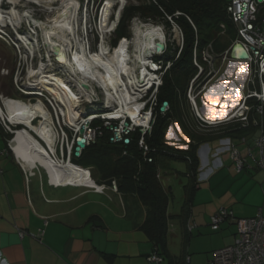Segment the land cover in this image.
Returning <instances> with one entry per match:
<instances>
[{
    "label": "crops",
    "instance_id": "1",
    "mask_svg": "<svg viewBox=\"0 0 264 264\" xmlns=\"http://www.w3.org/2000/svg\"><path fill=\"white\" fill-rule=\"evenodd\" d=\"M231 63L224 73L222 63L197 97L200 113L210 121L226 122L241 103V90L233 80L244 88L247 65ZM186 118L198 125L192 108ZM175 124L172 121L169 130H175ZM257 129L248 132V140ZM221 154L216 150L212 155L208 143L199 148L201 168L190 214L182 230L175 224L172 233L177 240L169 239L164 264H187L188 257L190 264H208L215 250L234 244L235 223L227 221L217 231L210 225L219 208L232 209L237 217L264 214L245 196L254 185L260 193L264 184L260 187L253 177L234 174L231 158ZM38 166L24 165L10 151L0 126V264H151L147 255L154 243L142 228V205L125 206L121 195L109 187L100 191L85 183L55 184L48 170ZM79 167L99 183L92 167Z\"/></svg>",
    "mask_w": 264,
    "mask_h": 264
},
{
    "label": "rangeland",
    "instance_id": "2",
    "mask_svg": "<svg viewBox=\"0 0 264 264\" xmlns=\"http://www.w3.org/2000/svg\"><path fill=\"white\" fill-rule=\"evenodd\" d=\"M42 1L44 0H20L18 5H14L11 2V0H0L1 11L6 13L11 11L12 8L15 7L17 10L20 11L21 15L24 17V21H22V23H20L19 26L7 24L5 25L4 28H2L0 22V30H1L0 32V105L3 107L4 110L7 109L5 111L7 116L3 115L4 118L7 117L8 120L13 123V125L9 126L8 122L6 121L8 126L11 128L10 130L5 125V123H3L2 119H0L1 122L3 123L1 127L5 132L6 140L10 141L7 143L11 152H15L11 149L13 148L12 141L14 139V141L17 140L20 141L21 143L32 144V146H35L41 149L42 151H44L45 153L51 155V157L54 160H56L58 163L59 162L64 163L63 162L64 160H66L67 162L69 158V161L71 163L79 166L76 160H74L76 138L78 136L79 129L71 125L69 118L66 117L64 114L62 104L58 102L54 90L49 85L39 84L33 86L29 84L30 83L28 79L29 71L31 69H35V71L44 69L47 73L55 74L56 77H59L60 80H64V79L67 80L73 92L76 93V95H78L80 99V104L76 109L77 111H80V113H82L80 120L78 121L80 125L84 123V119L88 115L92 117L94 116L93 113L95 112L107 113V107H106L107 97L103 88L99 87L98 84H96V82L90 81L95 92L92 95V98L88 99L85 96V94H82L80 92L79 87L76 86L74 81L67 79L68 78L67 75L69 74V72L68 71L66 72L65 68L60 66V63L58 62V60H56L55 53L54 52H51L50 54L48 53L49 51L47 50V48H45V41H43L42 29L47 28L46 25L52 24L54 22V19L57 18L56 16L59 15L60 11L63 8V0H57L54 3H50V4L44 3ZM120 1L121 0L113 1L115 4L117 3L118 5L117 7L111 8L109 15L110 20L108 21L107 25L104 27L102 25V17H103L104 7L106 4L105 0H74L77 10L76 12H72L71 16H72L73 24L75 26V32H76L75 37L81 44L84 42L82 45L86 48V51L91 52V54L95 56L96 59L95 63H98V67L101 70L103 69L102 70L103 72L107 70L110 71L108 72V74L110 73L111 76L115 75L114 67L108 61V58L106 56L102 57L100 55V49L102 44L107 46L110 54H112L113 51L115 52L116 49L123 46L124 49L126 50L128 66L134 64L133 59H135L136 55L139 54L140 52L138 47L135 45L137 27H145L151 24L161 30L162 35L158 36L157 39H155V41L161 40L166 47L162 51V53L157 55L156 42L152 43L153 45L152 48L150 49L149 58L152 60V55H153L154 56L153 59L155 60V62L158 61L161 57H163V55L166 53L168 48L170 49L169 53H173L174 49H176L178 46L182 47L184 42V32L182 28H180L172 19L168 18V20H170L171 22L169 23L166 19H163L161 17L144 19L139 15L134 17L129 22L128 29L130 31V37L124 38L127 42L124 44H120L122 40H124L121 39L116 43V45H114L113 44L114 43L113 39L115 36L114 30L117 28L121 20L123 14V7H125L130 3L137 4L139 2V0H122L120 3ZM118 6L120 8H118ZM38 21L47 24L43 25V27L41 26L39 27L37 25ZM113 21L114 23H112ZM17 32L21 33V36H24L26 38L31 36L30 38L33 39L32 41L30 39L32 46L25 45L20 41H18L16 38ZM74 50H76V46ZM227 51H228L227 55L230 56V48ZM110 54L107 56L110 57ZM205 55H207L206 52L204 53V56ZM206 57L208 58V56ZM210 58L212 62L213 56H209V59ZM49 62L52 63L51 66L47 65ZM231 62H235V61L234 60L232 61L230 59H227L225 61L218 59L215 60V66L213 68L214 70H212L211 72L212 73L211 76L208 75L209 70L207 71V73H205L206 70H203L202 72L203 75H201V77L198 78L197 81H195L194 86H191L190 84L188 90V96L190 92L198 93L199 90L203 88L205 84L208 82L209 80L208 78L210 77L212 78L216 76L221 69L220 65L222 63L224 66L222 73H224L226 68L229 66ZM242 63L247 65L246 66L247 70H250L252 68V65L250 63L248 62H242ZM206 64H203L202 66L205 67ZM233 64L234 63H231V65ZM169 66L170 65L166 64V66H164L163 69H161L162 71H159L160 74L161 73L162 74L160 75L159 80H157L158 84L163 83L164 76ZM150 72L153 73L152 70H150ZM153 75H155V73H153ZM233 81L240 88L241 94L242 95L244 93L246 94L247 85H245L244 88L242 89V87L239 85V82H237L235 79ZM156 86L157 85H155V87ZM155 87H153L150 90L149 98L147 100L148 104L147 107L145 106L148 112H150L151 109L153 110L152 117L155 116V111L153 108L156 107L159 109L160 113L162 114H167L170 112V105H167L165 111L160 110L161 106L160 103H158V100H156L157 90H155ZM145 91L144 93L141 94V96L147 98V96L145 97L146 95ZM190 95L192 96V98L194 97L193 94ZM197 97L195 98V101L199 105L200 100L199 99L197 100ZM180 102H182V106L185 109L192 107V102L190 99H189V104H191V106L188 105V102H186V100L184 99L180 100ZM172 103L173 104L175 103L174 98L171 104ZM29 104L37 105L36 110L38 117L33 122L25 121V119L22 116L23 110L22 111H19V109L16 110L17 106H22L23 108L24 106L26 107ZM113 104L114 106H117L116 101H113ZM11 110L12 112L10 113L9 111ZM108 110L110 109L108 108ZM116 110L117 109H113L112 110L113 113L107 115L111 117L116 116L117 114ZM143 110L144 108L142 109V111ZM103 120H105V124L107 125L108 124V122H106L107 119H103ZM124 120L129 124L132 123L131 119L127 116L126 118L125 116L120 117L119 120H114V121L118 122V124L120 123V125L122 123L123 125ZM19 123L26 124L30 126L31 129L25 127L24 125H17ZM136 123L138 124V122ZM179 124H180L179 122H176V124L173 125L175 130L172 129L167 130V140H169L168 141L169 146H173L175 147L176 150L182 151V149H186L187 145L189 144V136L185 132V130H182V127ZM199 126L200 125H195V127L199 131H204L199 129L198 128ZM18 129H20V132L16 134L14 131ZM7 133L10 135H8ZM18 134L19 136L15 138L16 135ZM261 135H262V130L258 128L256 132L249 138L247 143L242 142L240 139L235 140V143L239 151L241 152L242 156L247 159L246 165L249 167H245L242 170H239L236 162L232 159V155L230 151L227 150L222 152L221 154L222 158H231L230 160L233 162L232 165L234 166V169L233 168L231 169L233 170L234 174L238 175L242 173L249 177H253L255 180L259 181L258 183L259 186L264 184V169L262 167L260 168L259 165H257L258 164L257 161L252 160L248 156V149L252 148V150H254V153L259 157L258 155L259 149L257 147L256 140L260 138ZM95 139H96V133L92 132L91 141L88 143V146ZM207 143L209 144V148H211L212 150V155L220 147V142L218 140H210ZM169 163H170V169L167 170L162 168L160 169V173H161V181L163 185L167 189H169L171 193V200L168 208V212L170 215L169 239L172 241H176L177 238L175 239L173 238L172 231L173 228L175 227V224L179 225L181 230H182V225L184 224V220H183L184 218H182L180 214L185 199V185L189 183V177L187 175L189 166H188V162L183 159H173ZM36 170L41 171L40 168ZM259 176L261 177L259 178ZM113 182L116 183L118 190L119 187L117 184V180H114ZM256 188L257 186L254 185L252 187V190L248 189V194L245 195L246 199L248 198L250 203L258 207V209H264V188L261 187L260 193H258V190Z\"/></svg>",
    "mask_w": 264,
    "mask_h": 264
},
{
    "label": "trees",
    "instance_id": "3",
    "mask_svg": "<svg viewBox=\"0 0 264 264\" xmlns=\"http://www.w3.org/2000/svg\"><path fill=\"white\" fill-rule=\"evenodd\" d=\"M229 2L228 0H139L137 4L126 5L115 30L114 45L119 40L130 37L129 22L138 15L144 19L161 17L169 23L171 22L168 18L171 17L184 32L182 47L178 46L173 53H169L168 48L158 60L163 66L170 63L156 95L160 106L168 101L170 112L162 114L157 107L153 108L155 118L150 132L143 133L140 128H136L123 134L122 139L117 141L112 140L115 137L114 130L107 128L105 120L94 119L91 128L97 129L96 139L83 149L79 157L74 153L77 164L92 167L93 172L100 176L98 185L112 189V182L117 180L119 188L115 192L121 195L125 206L130 205L131 202L142 205L144 215L142 228L154 243V249L147 255V260L154 252L163 256L164 262L169 255L168 208L171 193L161 181L160 169H170L169 162L173 159H183L188 162L189 183L185 185V199L180 214L184 218L183 225H185L199 181L201 168L199 148L204 143L219 138H230L235 142L245 137L249 131L259 128L254 123L255 116L251 114L249 125H244L240 119H233L214 126H199V129L204 130L199 131L186 118L189 108L185 109L180 102L184 99L191 106L188 99L191 82L197 81L203 75V70H206L205 73L208 70L210 72L215 66V60H223L227 50L239 40L237 25L228 12ZM261 15L264 16V5ZM126 42L124 39L120 44ZM205 52L207 55L204 56ZM209 56H213L212 62ZM203 64L206 66H202ZM173 98L175 103L171 104ZM172 121L179 122L182 130H185L189 136V144L182 151L169 146L167 130ZM112 122L115 126L118 124L116 121ZM0 126H2L1 120ZM18 132L20 129L16 134ZM18 136L19 134L15 138ZM125 139H129V142H125ZM141 140L144 142L143 146ZM71 165L78 175L90 179L79 166L73 163ZM189 262L188 257L186 263L190 264Z\"/></svg>",
    "mask_w": 264,
    "mask_h": 264
},
{
    "label": "bare ground",
    "instance_id": "4",
    "mask_svg": "<svg viewBox=\"0 0 264 264\" xmlns=\"http://www.w3.org/2000/svg\"><path fill=\"white\" fill-rule=\"evenodd\" d=\"M55 1L57 0H44L42 2L50 4ZM113 1L114 0H107L105 4L102 17V25L104 27L108 23L110 10L114 6ZM11 2L14 5H18L20 0H11ZM76 10L74 0H63V8L59 15L56 16L57 18L54 19V22L52 21V24L46 25L47 23L44 24L40 21L37 22L39 27H43V25L47 26V28L42 29V32L43 41H45V48L49 51L48 53L50 54L51 52H54L55 55H58L60 52L65 53L62 60L58 62L61 67L65 68L66 72H69L67 79L74 81L76 86L79 87L80 92L85 94L88 99H91L95 92L90 81L96 82L98 86L103 88L107 97L106 105L109 104L112 110L117 109V114L116 116H113V118L129 116L131 119H134L135 122H138V124L146 125L148 117H138L143 107L139 98L142 97L141 94L144 93L145 90H148L149 87L155 84V79L157 78V76L153 75V73L157 71L158 65H155L153 60L149 58V53L153 45L152 43L161 41H155L158 36L162 35L161 30L151 24L145 27H137L135 45L138 47L140 52L139 54L136 53V58L133 59V63L136 65L133 64L128 66L127 54L123 46L110 54L107 46L102 44L100 55L102 57L106 56L108 61L114 67L115 75L111 76L110 73L108 74L103 72L98 67V63H95V56L92 55L91 52L86 51V48L82 45L84 42L81 44L76 39L75 26L71 16L72 12H76ZM0 21L2 25L12 24L14 26H19L20 23L24 21V17L21 15L19 10L13 7L11 11L6 13L0 10ZM30 37L26 38L24 36H20V39L23 44L32 46L30 39L31 41L33 39ZM75 46L76 50H74ZM109 54L111 58L107 56ZM47 65L51 66L52 63L49 62ZM150 70H152L153 73H151ZM28 75L29 84L33 86L39 84L49 85L54 90L58 102L63 106L65 116L69 118L71 125L79 129L81 125L78 121L80 120L82 113L76 109L80 104V99L79 96L73 92L67 80H60L55 74L47 73L44 69L39 71L31 69ZM113 101H116L117 106H114ZM36 107V104H29L23 108L16 107V110H23L22 116L25 121L33 122L38 117ZM0 111L2 114L6 113L3 108H1ZM9 112L11 113L12 110ZM89 118L91 120L94 116ZM6 119L8 120L7 117ZM12 147L15 151L14 153H16L24 165H39L42 168H45V170H48L51 181L55 184L69 183L68 185H70V183H85L92 186L95 185L91 179L80 176L71 170L69 165L71 162L67 164L66 160H64V163H58L51 157V155L35 146H32V144L21 143L20 141L13 140ZM59 165H62V167H59Z\"/></svg>",
    "mask_w": 264,
    "mask_h": 264
},
{
    "label": "built area",
    "instance_id": "5",
    "mask_svg": "<svg viewBox=\"0 0 264 264\" xmlns=\"http://www.w3.org/2000/svg\"><path fill=\"white\" fill-rule=\"evenodd\" d=\"M263 5V0H231L228 4V12L237 25L238 33L240 35L238 42H241L244 45L250 55V58L245 62L252 65V68L248 70L246 78L247 92L246 94L244 93L245 95H242L241 103L228 120L240 119L244 122V125H249L251 114L260 117L259 121L256 118L254 119L255 125L262 130L261 137L256 140L259 149V157L254 153L252 148L248 149V156L252 160L257 161L258 165L264 169V16L261 15ZM169 18L171 19V17ZM159 67L161 66L159 65ZM211 72L212 71L210 70L209 73L211 74ZM193 84L194 82H192L191 86H193ZM156 85H159L158 82H156ZM190 94H193L194 97L192 98ZM197 96L198 93L190 92L188 97L192 102V108L198 119L199 125L204 127L206 125L212 126L222 123V121H210L202 116L197 102L195 101ZM142 99L143 96L139 98V101ZM148 113L149 117L145 126L137 124L131 119L132 123L129 124V126L126 127L124 125V120L123 125L121 124L118 127L111 122L119 118H108L106 121L108 122L107 128L114 130L115 133V137L112 138V140H121L123 134H126L127 132L129 133L136 128H140L143 133L150 132L154 123V117H152L153 110L151 109ZM142 116L143 115H141L140 112L139 117ZM104 117L105 116H103V118ZM2 120L3 123L11 129L6 124L3 117ZM90 124L87 125L86 128L88 143L91 141V133H96L97 130L95 128L92 129ZM116 131H119L118 136L116 135ZM241 141L247 143L248 139L245 136ZM140 143L141 146L144 145L143 140H141ZM144 148L147 150L146 146H144ZM227 150L231 152L232 159L236 162L239 170L249 167L246 165L247 159L242 156L236 143L230 138H223L220 141V147L217 149V153L220 154ZM96 188L103 191L106 189V186L101 185L96 186ZM112 189L117 191V185L115 182L112 184ZM227 221L235 223L237 226L236 240L232 245L215 250L213 252V258L208 264H264V215L262 211L254 217L239 218L235 215L232 209L221 207L211 216L210 225L213 230H218L221 225ZM193 226H195V224ZM193 226H189V229L191 230ZM23 233L24 232L21 231L20 234L23 235ZM148 260L155 264H162L164 262L163 256L157 252L150 255Z\"/></svg>",
    "mask_w": 264,
    "mask_h": 264
},
{
    "label": "water",
    "instance_id": "6",
    "mask_svg": "<svg viewBox=\"0 0 264 264\" xmlns=\"http://www.w3.org/2000/svg\"><path fill=\"white\" fill-rule=\"evenodd\" d=\"M165 44L161 43V42H157V51L161 52L165 49ZM65 56L64 52H60L57 56H56V60L60 61L62 60V58ZM231 58L237 61H247L250 58V55L247 51V49L244 47V45L242 43H236L233 47H232V52H231ZM85 85V84H84ZM168 105V102L165 101L160 110L164 111L166 109ZM86 116V115H85ZM10 124L13 125L12 122L9 121ZM90 120L89 118H85L84 119V123H82L81 127L79 128V132H78V136L76 138V147H75V156L79 157L83 151V149L86 148V146L88 145L87 142V137H86V127L87 125H89ZM17 125H24L25 127L31 129L30 126L26 125V124H17ZM128 123H125V126H127ZM127 131V130H126ZM116 135H119V131H116ZM125 142H129V139H125ZM69 160L67 161V164H69ZM59 167H62V165H59Z\"/></svg>",
    "mask_w": 264,
    "mask_h": 264
},
{
    "label": "clouds",
    "instance_id": "7",
    "mask_svg": "<svg viewBox=\"0 0 264 264\" xmlns=\"http://www.w3.org/2000/svg\"><path fill=\"white\" fill-rule=\"evenodd\" d=\"M121 1H122V0H121ZM121 1H120V3H121ZM263 1H264V0H263ZM106 2H107V0H105V3H106ZM1 5H2V4H1ZM117 5H118L117 3H116V4L114 3V6H113V7H117ZM123 5H125V4H123ZM123 5H122V6H123ZM119 6H120V5H119ZM119 6H118V8H120ZM113 7H112V8H113ZM123 9H124V7H123ZM109 20H110V19H109ZM109 20H108V21H109ZM112 23H114V21H113ZM29 25H30V24H29ZM1 27L4 28L5 25H2V24H1ZM30 27H31V26H30ZM31 28H32V27H31ZM115 30H116V29H115ZM115 30H114V31H115ZM0 32H1V30H0ZM33 33H34V32H33ZM16 34H17V35H16L17 40L19 39L18 41H21V43H22V40L20 39L21 33L17 32ZM123 39H124V38H123ZM157 42H161V41H157ZM161 43H162V42H161ZM236 43H239V42H238V41L235 42V43L232 45V47H233ZM240 43H241V42H240ZM156 45H157V43H156ZM232 47H231V49H230V50H231V51H230V56L226 55L225 58L223 59L224 61H225L227 58L232 59V58H231ZM156 51H157V47H156ZM160 53H162V51H161V52H159V51L156 52L157 55H159ZM227 54H228V53H227ZM56 56H57V55H56ZM227 56H228V57H227ZM153 57H154V56L152 55V60H153L154 64H155V65H158V69H157V71L155 72V75L157 76V78L155 79V84H154L153 86L149 87L148 90H146V95H145V97L147 96V98H149V92H150V90H151L153 87H155L157 80H159V77H160V75L162 74V73L160 74L159 71H162L161 69H163V67H164V66L162 65V63H160L159 61H156V62H155V60L153 59ZM232 60H234V59H232ZM234 61H237V60H234ZM238 62H240V61H238ZM241 62H245V61H241ZM167 64L170 65V63H167ZM159 65H160L161 67H159ZM165 66H166V65H165ZM213 68H214V66L212 67L211 71L214 70ZM153 71H154V70H153ZM209 74H210V73H209ZM211 74H212V73H211ZM160 80H161V79H160ZM209 80H210V79H209ZM209 80H208V81H209ZM161 81H162V80H161ZM192 82H194V84H195V81H192ZM207 83H208V82H207ZM207 83H206V84H207ZM194 84H193V86H194ZM206 84H205V85H206ZM160 85H162V83L159 84L158 86H156V87H155V90H157L158 87H159ZM191 85H192V83H191ZM204 87H205V86H204ZM204 87L201 88V89L199 90L198 95L203 91ZM147 92H148V93H147ZM143 99H144V97H143ZM143 99H142V100H143ZM142 100H141L140 102H142ZM168 105H169V103H168ZM197 105H198V104H197ZM1 108H3V107L0 105V109H1ZM198 108H199V107H198ZM4 111H6V110H4ZM4 111H3V112H4ZM111 111H112V110H108V108H107V113H105V112L93 113L94 118H91L90 123H92V121H93L94 119H98V118H101V119H104V118H105V119L113 118V117L107 115V114H110V113L113 112V111H112V112H111ZM164 111H165V110H164ZM193 111H194V110H193ZM3 115L6 116L7 114H6V113H3V114H2V113L0 112V116H1L0 119H2V117L4 118ZM97 115H98V116H97ZM102 115H103V116H104V115H107V116H105V117L103 118ZM89 117H90V116H86V118H89ZM128 117H129V116H128ZM129 118L131 119V117H129ZM4 119H5V122H6V121L8 122L9 126L12 125V124L9 123V121L6 119V117H5ZM116 120H119V119H116ZM2 121H3V120H2ZM227 121H230V120H227ZM7 122H6V124H7ZM131 122H132V120H131ZM90 123H89V124H90ZM125 123H126V121H124V125H125ZM2 124H3V123H2ZM8 124H7V125H8ZM121 124H122V123H121ZM128 125H129V123H128ZM128 125H127V126H128ZM127 126H126V127H127ZM212 126H214V125H212ZM86 128H87V127H86ZM10 130H11V129H10ZM126 130H127V129H126ZM12 132H13V130H12ZM14 132L16 133L17 130H15ZM127 133H128V132H127ZM127 133H126V134H127ZM222 139H223V138H222ZM220 140H221V139H220ZM8 142H10V141H8ZM94 186L96 187V186H101V185L95 184Z\"/></svg>",
    "mask_w": 264,
    "mask_h": 264
},
{
    "label": "flooded vegetation",
    "instance_id": "8",
    "mask_svg": "<svg viewBox=\"0 0 264 264\" xmlns=\"http://www.w3.org/2000/svg\"><path fill=\"white\" fill-rule=\"evenodd\" d=\"M79 7V6H78ZM77 9V8H76ZM1 22V21H0ZM103 70V69H102ZM105 72L106 73H108V72H110V71H106L105 70ZM100 87V86H99ZM148 98H144L143 100H142V104H143V108H144V110L143 111H141V115H143L141 118H147V117H149V113H148V111H147V109H146V107H147V104H148ZM146 106V107H145ZM18 107H22V106H18ZM25 107V106H24ZM106 107H108L109 109H111L110 107V105L108 104V105H106ZM116 126H120V123L119 124H117ZM142 126H145V125H142ZM78 129V128H77ZM71 164V163H70ZM69 164V165H70ZM70 169L71 170H73L74 168H73V166L72 165H70Z\"/></svg>",
    "mask_w": 264,
    "mask_h": 264
}]
</instances>
